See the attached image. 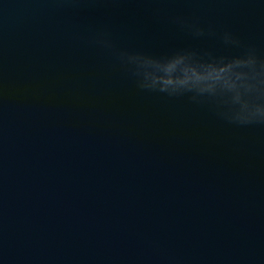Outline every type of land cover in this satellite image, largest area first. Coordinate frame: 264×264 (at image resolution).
Returning <instances> with one entry per match:
<instances>
[{"label": "water", "instance_id": "obj_1", "mask_svg": "<svg viewBox=\"0 0 264 264\" xmlns=\"http://www.w3.org/2000/svg\"><path fill=\"white\" fill-rule=\"evenodd\" d=\"M0 264H264V0H0Z\"/></svg>", "mask_w": 264, "mask_h": 264}]
</instances>
